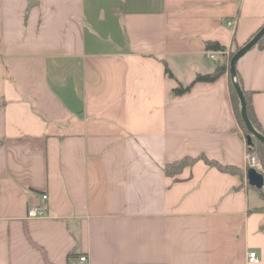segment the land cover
I'll list each match as a JSON object with an SVG mask.
<instances>
[{"label": "crops", "instance_id": "crops-1", "mask_svg": "<svg viewBox=\"0 0 264 264\" xmlns=\"http://www.w3.org/2000/svg\"><path fill=\"white\" fill-rule=\"evenodd\" d=\"M263 22L264 0H0V264H264L229 72L171 94ZM236 69L264 136V44ZM199 154L242 178L165 174Z\"/></svg>", "mask_w": 264, "mask_h": 264}, {"label": "trees", "instance_id": "trees-1", "mask_svg": "<svg viewBox=\"0 0 264 264\" xmlns=\"http://www.w3.org/2000/svg\"><path fill=\"white\" fill-rule=\"evenodd\" d=\"M263 25H264V22H263ZM255 33L250 35V37L248 38V40L245 43H247L255 35ZM263 44H264V35L256 42V44L253 47H262ZM205 47H206L207 50L218 51L221 54H224L226 52V50H227L225 46L219 44L216 41H208L206 43ZM239 47H241V46H237L234 49L229 50L226 60H222V61L217 60L215 62V66H214V69H213L212 72H210V73H197L194 76V78L192 79V81L189 82L186 85H183V84H181L180 82L177 81V85L171 90V94H173V95H181V94H184V93L188 92L192 88V86L194 84H196V83H204V82L205 83H210V82L216 81L222 74L228 72V70H229V60H230L232 55L235 53V51ZM235 70H236V80H237L238 85H239V87L242 90V93L244 95V100H245L246 112H247L248 119L250 120L252 126L259 133L262 134V130H261L260 124H259V122H258V120L256 118L255 113H254L252 100H251V92H249V91L244 89V87L242 86V83H241V79H240L239 73H238L236 68H235ZM164 73L168 77L173 78V74L171 73V71L166 66L164 67ZM229 93H230V99H231L232 108H233L235 117H236V119L238 121V124H239L241 130H242L243 136L246 137L248 132L245 129V126H244L243 121H242L241 116H240L239 99H238L237 93H236V91H235V89L233 87V84H232L231 80H230V83H229ZM245 147H246V152L251 154V155H255L256 158L258 159V161L262 164V166L264 168V145L262 143H260L256 138L252 137L251 143L250 144H246L245 143ZM197 160H202L205 164H207L209 166H212V167H215L219 171L230 173V174H236L240 178H242L243 172L238 167H236L234 165L222 164V163H220V162H218L216 160L207 158L204 154H199L196 157H191V156L181 157V158H179L177 160H174L172 162L166 163L164 165L163 170H164L166 175L175 176V175L179 174L182 171L183 168H185L186 166H190L191 164H193ZM249 187L254 189V190H256L262 198L264 197L263 195H261V192L264 190V187L262 189H256V188H253L251 186H249ZM75 259H76V254L75 253L69 252L67 254L68 263L71 262V261H74Z\"/></svg>", "mask_w": 264, "mask_h": 264}, {"label": "water", "instance_id": "water-1", "mask_svg": "<svg viewBox=\"0 0 264 264\" xmlns=\"http://www.w3.org/2000/svg\"><path fill=\"white\" fill-rule=\"evenodd\" d=\"M264 35V25L255 33V35L244 45L239 47L232 57L229 60V76L233 87L237 93L239 99V111L240 116L247 130L248 134L245 137V143L250 144L252 137L256 138L260 143L264 145V136L259 133L251 124L248 119L246 112V105L244 100V95L242 90L240 89L238 82L236 80V63L237 61L247 52L249 51L256 42ZM246 180L247 184L256 189H262L264 187V176L262 173L258 172L256 169L250 167L246 170Z\"/></svg>", "mask_w": 264, "mask_h": 264}, {"label": "built area", "instance_id": "built-area-1", "mask_svg": "<svg viewBox=\"0 0 264 264\" xmlns=\"http://www.w3.org/2000/svg\"><path fill=\"white\" fill-rule=\"evenodd\" d=\"M234 21L233 20H229L227 21V26L233 27L234 26ZM254 168L256 169L258 172H262L264 170L262 164L258 161V159L256 158L255 155H251L249 153L246 152V165H245V172L248 168ZM47 196L46 195H42V198L45 199ZM44 210L39 207V206H32L30 207V209H28L27 211V217H42L44 216ZM78 263L79 264H83L87 258L85 255H81L78 257ZM248 260L250 262H257L258 259L255 255L254 252H249L248 253Z\"/></svg>", "mask_w": 264, "mask_h": 264}, {"label": "rangeland", "instance_id": "rangeland-1", "mask_svg": "<svg viewBox=\"0 0 264 264\" xmlns=\"http://www.w3.org/2000/svg\"><path fill=\"white\" fill-rule=\"evenodd\" d=\"M260 173H262L263 174V176H264V170L262 171V172H260ZM245 177H246V174H245ZM246 179V178H245ZM246 182H247V180H246ZM261 195H263L264 196V190L261 192ZM263 199H264V197H263Z\"/></svg>", "mask_w": 264, "mask_h": 264}]
</instances>
